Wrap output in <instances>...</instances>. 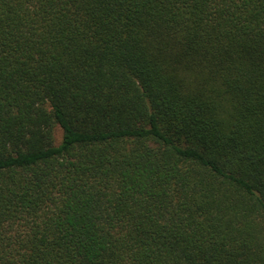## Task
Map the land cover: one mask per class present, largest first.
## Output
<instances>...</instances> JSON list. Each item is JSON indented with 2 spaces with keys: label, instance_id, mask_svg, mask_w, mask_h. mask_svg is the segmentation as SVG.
Segmentation results:
<instances>
[{
  "label": "trees",
  "instance_id": "16d2710c",
  "mask_svg": "<svg viewBox=\"0 0 264 264\" xmlns=\"http://www.w3.org/2000/svg\"><path fill=\"white\" fill-rule=\"evenodd\" d=\"M0 264H264V0H0Z\"/></svg>",
  "mask_w": 264,
  "mask_h": 264
},
{
  "label": "rangeland",
  "instance_id": "374dc122",
  "mask_svg": "<svg viewBox=\"0 0 264 264\" xmlns=\"http://www.w3.org/2000/svg\"><path fill=\"white\" fill-rule=\"evenodd\" d=\"M57 134H58V130H57Z\"/></svg>",
  "mask_w": 264,
  "mask_h": 264
}]
</instances>
